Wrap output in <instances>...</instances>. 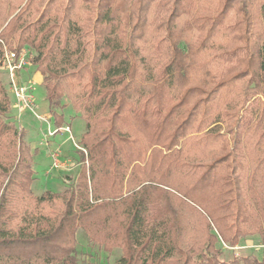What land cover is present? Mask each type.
Listing matches in <instances>:
<instances>
[{"label": "trees", "instance_id": "16d2710c", "mask_svg": "<svg viewBox=\"0 0 264 264\" xmlns=\"http://www.w3.org/2000/svg\"><path fill=\"white\" fill-rule=\"evenodd\" d=\"M263 18L264 0H0V60L29 50L55 133L65 106L85 122L74 184L35 195L0 76V264H78L79 228L115 264H264L217 247L264 246Z\"/></svg>", "mask_w": 264, "mask_h": 264}, {"label": "rangeland", "instance_id": "374dc122", "mask_svg": "<svg viewBox=\"0 0 264 264\" xmlns=\"http://www.w3.org/2000/svg\"><path fill=\"white\" fill-rule=\"evenodd\" d=\"M192 37L193 35H190L188 40H191ZM24 50L27 56V64L16 71L14 81L19 86L30 82L32 83V104L26 108H21L19 102L17 101V97L12 90L9 77L1 70L0 76L12 103L9 118L13 119L21 126H23L22 122L25 123L30 130L38 127V121H36L37 119H33L34 114L35 116L37 115L36 117L40 120L44 118V114H36L35 111L39 112V110L43 107L45 98H43L41 89L37 87L38 82L33 79V74L36 73V70L29 61V57L32 54L28 49ZM65 108L66 106L57 110L58 113L63 114V117L66 111ZM48 116H50V113L46 117ZM30 125L32 126L30 127ZM62 127V131L65 132L66 138L63 139L65 134H60L56 141L52 132L45 134L42 133L39 135L37 133L33 134L31 130L27 135L26 130L27 141L32 148H39L41 153V155L35 156L34 159V171L36 173V177H34L33 181L36 180V187L37 183H40L43 179L41 176H44L45 181L52 185L49 186V188H52L54 191H59L66 186H72L75 182L80 169V156L78 151L81 149V146L79 145V138L81 135H79V130L81 128L82 130H85V122L79 117L74 119L72 122L70 131L67 127ZM58 140L60 141L58 142ZM42 164L46 167L43 168L44 173L40 169ZM35 195L39 194L35 193ZM76 241V257L78 264H115L121 253L117 248L113 249L111 252H106L101 247L92 244L81 228L76 231ZM217 247L223 251L225 259H231L239 256H255L259 260H264V246L261 244L258 236L245 237L234 247H230L223 244L221 241H218Z\"/></svg>", "mask_w": 264, "mask_h": 264}, {"label": "crops", "instance_id": "0c3cea01", "mask_svg": "<svg viewBox=\"0 0 264 264\" xmlns=\"http://www.w3.org/2000/svg\"><path fill=\"white\" fill-rule=\"evenodd\" d=\"M36 73H34L33 75V79L35 80V81H37L38 82V85H37V87L38 88H40L41 89V91H42V94H43V98H44V90H43V88H42V84H41V82H42V76L37 72V71H35ZM45 100V99H44ZM65 113H64V122H63V126L64 127H67L68 128V130L70 131L71 130V124H72V122L74 121V119H76V118H79V116L77 115V114H75L73 111H72V109L70 108V107H66L65 108ZM35 113L36 114H44V118L42 119V120H40L39 118H37L36 116H35V114H34V117H33V119H37L36 121H38V127H36V128H32V129H30L29 130V128L27 127V125L25 124V123H23L22 122V125L24 126V128L27 130V135L29 134V132L32 130V133L33 134H39V135H41L42 133L43 134H45V133H50V132H52L53 133V135H54V139H55V141H56V139L59 137V135L60 134H65V132H63L62 131V128H60V130H59V132L58 133H55V126H54V124H53V120H52V118L50 117V116H48V117H46L48 114H49V109H48V104H47V101L45 100V102H44V105H43V107L39 110V112H36L35 111ZM22 114V113H21ZM23 115V114H22ZM22 118H23V116H22ZM32 125H30V127H31ZM79 132H80V134L79 135H81L83 132H84V130H82V128L79 130ZM66 138V134L64 135V137H63V139H65ZM62 140V139H61ZM60 140H58V142H59ZM56 145V144H55ZM39 155H41V153H39ZM45 161V160H44ZM44 164H45V162H44ZM44 164H42L41 165V167H40V169H41V171L43 172V168H46L45 166H43ZM79 172V171H78ZM44 173V172H43ZM34 177H36V173L34 174ZM42 178V181L40 182V183H37V187L35 186L36 184V180H34L33 181V183H32V190H33V192H35L36 194H40V193H42L43 191H45V190H52V191H54L52 188H49V186H52L51 184H48L47 183V181H45V177L44 176H41ZM38 190V191H37Z\"/></svg>", "mask_w": 264, "mask_h": 264}, {"label": "built area", "instance_id": "2783aa9c", "mask_svg": "<svg viewBox=\"0 0 264 264\" xmlns=\"http://www.w3.org/2000/svg\"><path fill=\"white\" fill-rule=\"evenodd\" d=\"M27 64V56L24 49L17 56L13 51H5L0 60V70L10 79L12 90L21 108L30 106L33 102L32 83L17 85L14 81L16 71Z\"/></svg>", "mask_w": 264, "mask_h": 264}]
</instances>
